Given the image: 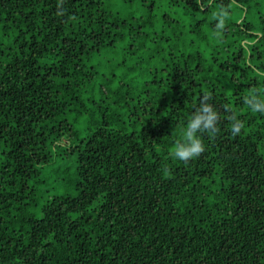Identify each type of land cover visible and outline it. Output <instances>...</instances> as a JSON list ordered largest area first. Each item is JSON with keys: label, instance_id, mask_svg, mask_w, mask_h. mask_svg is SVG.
Segmentation results:
<instances>
[{"label": "trees", "instance_id": "1", "mask_svg": "<svg viewBox=\"0 0 264 264\" xmlns=\"http://www.w3.org/2000/svg\"><path fill=\"white\" fill-rule=\"evenodd\" d=\"M262 74L264 0H0V264H264Z\"/></svg>", "mask_w": 264, "mask_h": 264}, {"label": "clouds", "instance_id": "2", "mask_svg": "<svg viewBox=\"0 0 264 264\" xmlns=\"http://www.w3.org/2000/svg\"><path fill=\"white\" fill-rule=\"evenodd\" d=\"M223 20L217 23L216 27H222ZM264 75V74H262ZM245 103L252 112L264 113V96L250 93ZM231 132H240V123L235 117L231 118ZM218 121V110L206 100H201L195 111L191 113L190 119L180 130V140L175 143L171 156L179 161H187L199 156L204 151L202 134H215Z\"/></svg>", "mask_w": 264, "mask_h": 264}, {"label": "rangeland", "instance_id": "3", "mask_svg": "<svg viewBox=\"0 0 264 264\" xmlns=\"http://www.w3.org/2000/svg\"><path fill=\"white\" fill-rule=\"evenodd\" d=\"M45 179H46V178H45ZM48 183L53 184V183H54V177L49 178V179H48Z\"/></svg>", "mask_w": 264, "mask_h": 264}]
</instances>
